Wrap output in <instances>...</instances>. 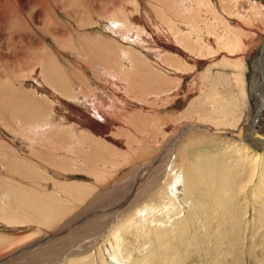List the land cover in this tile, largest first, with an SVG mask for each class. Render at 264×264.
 I'll return each mask as SVG.
<instances>
[{"label": "rangeland", "instance_id": "374dc122", "mask_svg": "<svg viewBox=\"0 0 264 264\" xmlns=\"http://www.w3.org/2000/svg\"><path fill=\"white\" fill-rule=\"evenodd\" d=\"M9 1L14 4L16 2ZM211 3L217 10L211 11V14L214 13L217 19L215 22L212 21L213 28L203 29L208 39L202 44L201 42L196 44L194 40L188 39L191 44L189 47L185 40L181 43L176 42L177 40L172 37V29L164 25L160 17L157 18L154 14L153 9L163 8L160 0H146L147 7L153 12L151 14L153 23L148 13L143 11L142 15L138 14L143 17L145 24H148L147 28L139 27L143 31L142 37L145 43L138 44L132 40L121 39L120 35L114 33L117 30L112 32L107 20L100 26L80 29L79 33H82L80 36H86V31L94 34L92 40H95L93 41L95 46L98 47L97 41H101L99 45L106 46L110 50L112 57L109 59L115 60H111L112 62L108 58L104 60L106 57L102 50L98 53L96 51L90 53L86 49L87 45L83 46L86 44L84 41L86 38L83 40L75 36V44L66 43L68 49L71 48V44L73 45L71 52L65 47L67 50L63 51L59 63L62 65L60 68H66L65 72L68 71L69 75L65 72L64 74L68 76L67 79L69 78L73 99L67 98L66 95L58 93L47 85L43 87L35 83L37 73L42 69L39 61L28 58L16 62L22 66L18 76H24L27 80L23 86L20 77L14 78L18 90H23L28 95L30 93V98L38 99L43 103V107L46 105V110L50 111L46 112L47 118L57 119L62 126L64 121L71 123L82 119L80 110L85 109V98L91 94L98 96L99 102L104 105L107 104L108 98H116L115 95H122L125 99L123 98L121 102L123 106L120 105L124 111L118 108L112 115V118L116 119H113L114 126H109L110 131L107 134L109 137L105 142L107 149L114 154L110 164H103L102 157H106V153L98 151L85 153L86 150H83L85 144L80 141L74 144L75 153H71L76 155L75 158L66 160L67 165L61 166L67 168V171L58 168L60 166L57 164L61 156L53 153V144H51V140L55 138L45 139L44 142L39 135L36 141L29 142L23 139L22 136H25L27 128L32 131L38 127H35L30 120H12L0 110L3 113L0 112V139L9 144L16 153L41 154L50 162L47 164L46 175L50 182L42 183L43 186L48 187L49 193L56 194L61 186L78 187L86 192L81 197L84 200L82 202L64 197L65 191H60L61 196L70 202L65 208L72 212H69L68 216H60L59 219L64 218V220H60L59 226L57 224L55 229L52 226L45 228L37 221L27 220L23 224H5L4 221H0V253L6 254L8 250L12 252L11 255L1 257L0 264H104L106 247L114 245V238L120 239L115 245L121 253L120 264H138L141 261L142 264H152L150 260L145 259L146 256H151L152 249H156V257L160 258L159 245L166 237L172 238V248L175 246L178 251L180 250L178 252L172 249L174 251L171 252L172 254L179 255L172 264H264V149H252L246 142H237L230 135L243 123L244 130L241 135L250 142L255 141L248 135L252 128L251 119L260 107H258L260 100L255 97L254 88L258 81L261 82L257 58L264 44V0H212ZM211 3L208 1L209 5ZM128 5H131L128 7L130 10L134 9L133 4ZM81 15L82 21L86 19L88 23L89 15ZM219 33L224 34L221 42L217 41ZM150 36H153V40ZM50 41L51 39L47 45ZM92 47L94 48L93 45ZM123 52L130 55V60L135 56L140 58L143 56L142 58L152 67L157 64L154 67L158 70V79H148L145 71L140 68L133 70L134 74L131 78L133 84L123 76L118 78L116 72L119 67L113 68L112 64L108 68L107 64L125 65L121 57ZM136 52L138 55H135ZM229 54L231 56H228ZM169 59L180 63L171 65ZM149 63H146L148 68H150ZM28 64L31 67H28ZM131 65L132 67L129 66L128 69L125 66L124 70L131 72L135 67L134 60ZM241 65L245 67L241 69ZM4 66L5 64L0 61V73H2L0 80L3 82L7 80L8 83L15 74L13 68L7 66L8 70L5 71L6 66ZM238 69L244 72L246 70L245 107L236 88L239 83ZM112 75L117 78L111 80ZM116 79L119 83L122 82L128 93L115 88ZM153 81L163 87L164 93L159 91L161 88L157 89L159 86ZM261 89L260 93L264 95V88L263 91ZM151 90H155L156 93H152ZM168 92L172 93L166 94ZM126 95L130 97L127 98ZM216 96L218 98H215ZM221 98L224 99V103L221 102L223 107H217L215 103L217 110L214 114L226 112L224 117L213 115L214 117L210 116L209 120H206L192 110L193 105L200 102L205 110L211 111L213 101ZM19 101L14 103H21ZM125 111L132 113L134 111V113L130 119L127 117L123 130L117 132L119 125L116 121L124 122V116L128 115ZM259 116L255 131L259 127L264 133V110ZM2 119L6 121L5 124L11 122L10 130L3 126ZM38 120L43 122V119ZM8 132H11L12 136ZM44 145H48L47 148L50 149L48 153L39 150L42 146L45 147ZM99 148L104 150V147ZM195 164L201 169L195 173L203 175L196 177L195 187L192 186V189H195L189 194L186 176H193V173L187 168L194 169ZM171 167L176 169L173 173ZM151 168L157 169L152 170L154 177L147 181L149 175L144 177L142 173L145 174L146 170ZM176 178H179L177 191L175 190V195H171L169 189L176 184ZM136 181L137 183L134 184ZM139 188L142 189L141 193ZM96 195L102 198L97 200ZM104 196L110 197L111 201L116 199L110 204L109 209H105V212L100 209L107 215L114 210L116 211L112 214L118 211L124 212L130 205L133 208L126 213L127 215L123 214L118 220L116 218L108 222L112 228L107 230L108 233L98 242L97 237L86 240L82 238L77 247L67 246V249L71 248L68 251H65V247L61 244L44 248L83 226L95 214H99L98 210L88 213L76 224L74 222L64 230L61 229L64 226L61 224L69 220H78L84 213L97 208ZM150 208L154 210L151 211ZM139 209L147 210L145 221L139 225L131 223L135 218L137 219V216L133 217V215ZM115 221L117 223L114 225ZM165 232L171 233L167 235ZM55 233L60 236L53 238L57 236L53 235ZM186 242L189 244L186 245ZM18 246L20 248H17ZM161 247L163 251L167 248ZM26 252L32 253L31 256H34L32 260H29V257L23 258L27 255ZM125 252L128 256H125ZM203 253L207 256L202 257ZM154 262L159 264L157 259Z\"/></svg>", "mask_w": 264, "mask_h": 264}, {"label": "bare ground", "instance_id": "6f19581e", "mask_svg": "<svg viewBox=\"0 0 264 264\" xmlns=\"http://www.w3.org/2000/svg\"><path fill=\"white\" fill-rule=\"evenodd\" d=\"M15 1L16 2L14 4V2L11 3L9 0H0V61L5 64L6 66V68H4L5 71L8 70L7 66H9L13 68L14 74H15L14 77L11 76L8 83H7V80L5 82H3V80H0V110L6 113V115H9L12 120L14 119H22V120L26 119L27 121L30 120L31 123L35 127H38L37 129H33L32 131H30L29 128L26 127L27 132H25V136H22L23 139L25 138V140H29V142H32V141H36L39 135V137H41L44 142L45 139L50 140V139L55 138L54 140H51V144H53L52 145L53 153L61 156V159L59 158L60 159L59 163L61 164L59 163L57 164L60 167L58 166L57 167L65 171H67L68 169L65 167H61V166L67 165L66 163H68L67 162L68 159L75 158L76 155H72L71 153H75L73 150L75 146L74 144H78L80 141H83L85 144L83 145L84 146L83 150H86L85 153L86 152L87 153H97V151L99 153L100 152L106 153L105 155L107 156L102 157L103 164H110V160L112 159L111 157L114 156V154H112L110 149H107V147L105 146V142L107 138L109 137V136L107 137L108 131H110L109 126H112L113 119H116L115 117L112 118L113 117L112 115L114 112H116V109L118 108L119 110L120 109L123 110L120 105L123 106V103L121 102L123 98L125 99V97H123L122 95H117V96L115 95L116 98H111V97L108 98L107 104L104 105L99 102L98 96H95L94 94H91L89 92L91 95L85 98V101H86L84 102L85 109L82 107L83 109L80 110V113H79L82 115V119L79 121L77 120L71 121V123H65L64 121V125L62 126V123L61 122L58 123L57 119L47 118L46 112H50V111L49 109L46 110L47 108L46 105L45 107H43L42 106L43 103H40L38 99L32 100L30 98V93L28 95V94H25L26 93L25 91L18 90V88L16 87L14 83V78L16 76L20 77L18 76V73L20 72V69L22 66L16 64V62L24 61V60H27L28 58L34 61H39L42 69L41 71L37 73L36 82L34 80L33 81L43 87L47 85L50 88H53L55 91L57 90L58 93H61L64 96L66 95L67 98L73 99V96L71 95L72 90H71L69 78L67 79L66 77L68 76L64 74L66 68L63 69L61 67L62 68L61 69L60 66L62 65H60L59 63V61L62 60L61 56L63 54V51L68 49L67 48L68 45L66 43L69 42L68 44L70 43L75 44L76 43V41L74 40L75 36L81 39L86 38V40L83 39L86 43V44L83 43L84 44L83 46L87 45L86 49H88L90 53L91 52L94 53L95 51L96 53H98L99 51L102 50L105 55L104 57H106L104 58V60H106L107 58L110 61L112 60V59H109L112 57V55L110 54V50L108 49V47L106 46L101 47L99 45L101 41H97L98 47H96L95 44L93 43V41L95 40H92L94 34H91L90 31H86L87 33L83 32V33H86L85 34L86 36H80L82 34V33H79L81 32L80 29L84 27L93 28L96 26H100L103 21L107 20V23L110 24L109 26H111L112 32H114L113 30H117L116 32H114L115 35L117 36L120 35V38L123 40H126V41L132 40L134 43L142 44V43H145V39L144 37H142L143 31L139 27L147 28L148 24H145L143 17L139 16L138 14L142 15L143 11L148 13L150 17L149 19L153 23V17H151V14L154 12V14L157 15V18L160 17V20L164 25L172 29V37H174L175 41L177 40L176 42L181 43L182 41L185 40L187 41L186 44H188V47H189L191 44L188 41V39L194 40L196 44L200 42L202 44L203 41H206V39L208 38L204 35L203 32L205 30L203 29L208 28V27L213 28L212 21L214 20L215 22V20L217 19L214 13L211 14V11H217L214 4L211 3L212 0H160L163 8L160 10L153 9V12L150 8L147 7L146 0H15ZM208 1H210L211 3L210 5L208 4ZM128 4H133L134 9L130 10L128 7H131V5L129 6ZM218 12L220 13L219 10ZM81 14L89 15L88 23L86 19L85 21H82L83 18ZM93 17L95 20H93ZM68 27H70L71 29L69 30ZM222 36H224V34L219 33V36H217L218 37L217 41L219 42L223 41L224 37ZM102 37L101 39H103ZM49 39H51V41H50V44L47 45V43L49 42ZM150 39L153 40V36H150ZM72 44H71V48H69L68 50L72 49V46H73ZM92 45L94 46V48L92 47ZM65 47L67 49H65ZM240 50L244 51L243 48H240ZM127 52H123L121 56L122 60H124V62L126 63L125 65L117 64V63L107 64L108 68H110V65L112 64H113L112 65L113 68L119 67V69H117V72H116L118 74V78L123 76L127 81L129 79L130 83L133 84V79H131L132 75L134 74L133 70H138V68H140L141 70L145 71V73L148 76V79L149 78L150 79L154 78L155 80L158 79V75H159L158 70H156L157 68L155 69L154 67L157 64L153 65L152 67L146 59L142 58L143 56L141 58L139 56H138L139 58L137 56L133 57L134 64H135L134 69H132L131 72L129 70L125 71L124 69L126 67L127 69L129 66L130 68L132 67L131 64L133 61V60H130V57H129L130 55L127 54ZM137 53L138 52H136L135 55H138ZM139 55H141V53ZM263 55H264V44L261 46V50L259 54V59L261 60V63H262V70L261 72H259L261 82L259 83L258 81L257 85H260V89H261V85L264 84L263 83L264 81ZM228 56H231V55L229 54ZM169 60H170L171 65L180 63V62L178 63L174 61L173 59L172 60L169 59ZM146 63H149L150 68H152L151 70L150 68H148ZM27 66L31 67L29 64ZM32 67H33V64H32ZM240 67L242 69L245 66L241 65ZM32 72L34 73V70H32ZM67 72L65 73L67 74ZM237 74H238L239 83L237 84L236 88L242 97V101H241L242 105L243 107H245L247 89H246V84H245L246 79L244 80V75L246 74V70L245 72L243 70H239V73ZM114 78H117V77L113 75L112 77H110L111 80H113ZM20 79L22 81V85L24 86L26 83L25 81H27L26 77L22 76L20 77ZM153 82L157 84L156 86H159L158 82H155V81ZM115 85H116L115 88L118 91L123 90L126 92L125 90L126 88H124L125 86L124 85L122 86V82L119 83L118 79H116ZM159 88H161V90L159 91L163 92V87L161 85L157 87V89ZM263 88H264V85L262 89ZM151 92L153 93L155 92V90H151ZM169 93H172V92H168L166 94H169ZM75 96L76 94L74 95V97ZM126 97L129 98L130 96L126 95ZM215 98H218V96H216ZM17 100L18 101L20 100L19 102L21 103L15 104ZM221 102L224 103V99L221 98L219 100L213 101V105H212L213 108H211V111L205 110L204 105H201L200 102L195 103L193 105L192 110L196 112L198 116H202L206 120L207 119L209 120L210 116L212 117L213 115L214 116L219 115L220 117L221 116L224 117L226 112H220L219 114H214V112L217 110L216 106L223 107ZM61 103L64 104L63 102ZM215 103H216V106H215ZM261 103L262 102L260 101L258 107L261 106ZM263 110L264 108L261 109L259 107L255 111L256 115H253L251 119L252 128H250L249 133L250 132L251 133L248 136H250L252 140H255L254 142H250L247 139H244V137L241 135L242 130H244L243 123L240 124L241 126L239 125L240 127H238V129L231 132L230 135L232 136V138H235L237 142H242V141L246 142L247 145H250V147H252V149L261 148L263 150L264 149V133L262 129H260L259 127L257 128V131H255L257 124H258V119L260 117L259 115L261 112H263ZM125 112L128 113V115L124 116V122L116 121L117 122L116 124L119 125L118 129L116 130L117 132L119 131L121 132L123 130L124 125L126 124V121H127L126 120L127 117L128 119H130L132 117L131 115H133L134 113V111L133 113L131 111H125ZM38 119H41V120L43 119V122L42 121L40 122ZM2 120L1 122L4 123L3 126L10 130V127H11L10 125H12L11 122L8 124H5L6 121L5 120L2 121ZM254 122H256V126L253 125ZM253 133L255 134L251 136ZM11 136H12V133H11ZM9 140H10V137H9ZM256 141H260V142H256ZM48 143L50 144L49 141ZM48 145H44L45 147L42 146L41 148H39V150L43 151V153H48V151L50 150V149L48 150L47 148ZM99 147H104V150L103 148H101L100 150ZM93 149H94V152H92ZM63 150L64 152H62ZM49 163L50 162H48L46 158L42 156L41 154L34 155L30 152L25 153V154L16 153V151H14L13 148L10 147L9 144H6L0 139V201H1L0 221L1 222L4 221L5 224H17V223L23 224V223H26L27 220L37 221L41 226L42 225L45 226V228L47 227L51 228V226L54 228L57 226V224L59 226L58 222L60 220H64V218L59 219L60 216L62 215L68 216L69 212H72L71 210L69 211L67 208H65V205L68 206L67 203L69 202V200L64 199L63 196H61L62 190L65 191L63 193L65 195L64 197L67 196L71 199H74L75 201L84 202V200L81 197L82 195H84L85 190H83L82 188H78V187L72 188L71 186H67V187L61 186L60 188H58V190H60L61 192L59 191L56 194L49 193L47 189L48 187L46 188L45 186L42 185L43 182H48L50 180L49 178H46L47 177L46 176L47 167H48L47 164ZM197 165L195 164L194 169L187 168L188 171H191V173H193V176H189V175L186 176L187 185H189L188 189L190 191L189 194L193 193L195 189V188L192 189V186L195 187L194 184L197 181L196 177L202 174V173H199V174L195 173V172L201 171V169H199ZM138 168H141V167H138ZM171 168H172V173H173L176 169L174 167H171ZM153 169H157V168L147 169L146 170L147 172H145V174L142 173L144 172V170L141 172L144 175V177L149 175L147 181L152 180V176H153L152 170ZM42 172L44 173L42 174ZM194 174L196 176H194ZM178 180L179 178H176V184L172 185L173 189L172 187L171 189H169V191L171 190V195H175L177 191V181ZM98 182L100 181L98 180ZM136 183L137 181L134 182V184ZM154 183L155 181L153 182V184ZM141 190L142 189H140L139 193H141ZM97 196L98 195H96L97 200L99 198H102L101 196L99 197ZM104 197H103L104 199H102V202L99 205L96 206L94 203V205L97 208H93L87 213H84V215L78 220H75V221L69 220L65 224H61V225H64L61 229L64 230L65 228H67V226H69L70 224H73L74 222H75L74 224H76V222H78L79 220L81 221L85 217V215L88 213L96 212L98 210L101 214L100 213L95 214L88 222L83 224V226L81 225V227L74 229L67 236L62 237V239L58 240L57 241L58 243L52 242L44 248L47 249L50 246L53 247L56 244H61L65 247L64 250L68 251L71 248L67 249V246H70V247L73 246L72 248L77 247L76 245L81 243L82 238L86 240L89 238L92 239L93 237H97L96 241L98 242L99 239L105 236V234L108 233L109 229L112 228L111 227L112 225H110L108 222L116 218L118 220V218L121 215L123 214L125 215L133 208V206L130 205L124 212L118 211L112 214L114 211H116L114 210L113 212L108 213L109 215H107L103 213V211H101L100 209H103L105 212L107 209H109L110 204H113L116 199L111 201L110 197L109 198H107V196H104ZM147 208L148 207H146V209ZM146 209L137 210L135 214L133 215V217H135L136 215L137 219L135 218L133 220L134 222H131V223H137L139 225V223H142L143 221H145L144 218L146 215L145 212L147 211ZM150 209L151 211L154 210L153 208H150ZM116 223L117 221H115L114 225ZM59 233L60 232H58V234ZM169 233L168 234L166 233V234L169 235ZM58 234L57 233L53 234V235H57V236H54L53 238L59 237L60 235ZM161 239H163V237H161ZM119 240L120 239L114 238L113 240L114 245L109 248L107 245L106 251H105L106 255L104 259V264H120L122 262V258L119 256L121 255V253L118 247L115 246L119 242ZM172 243H173L172 238L170 239L169 237H166V239H164V241L159 245L160 258L156 257L157 256L156 249H152V255L146 256L145 259L150 260L152 264H157L154 262L155 259H157V262H159V264L161 263L162 264H172V262L176 260V256H179V255L175 256L174 254L171 253V252H174L172 251V249L177 250L175 246L172 248V245H173ZM122 244H124V242H122ZM188 244L189 242H186V245ZM161 246H166L167 248L164 249L163 251V248ZM160 247L162 248V250L160 249ZM17 248H20V246H18ZM9 251L11 250H8V253L2 254V255L0 253V258L5 257L7 255H11L12 252H9ZM169 251L171 254L169 253ZM31 254L32 253L27 254L23 258L29 257V260H32L34 256L33 255L31 256ZM124 254L125 256H128L126 252ZM205 255L206 254L203 253L202 257L203 256L205 257ZM145 259L144 261H146ZM139 263L142 264L143 262L141 261Z\"/></svg>", "mask_w": 264, "mask_h": 264}, {"label": "water", "instance_id": "95a60500", "mask_svg": "<svg viewBox=\"0 0 264 264\" xmlns=\"http://www.w3.org/2000/svg\"><path fill=\"white\" fill-rule=\"evenodd\" d=\"M257 63H258V70L261 72L262 70V63H261V60L259 59V57L257 58ZM260 85H257L255 88H254V95L257 99H259L262 103H261V106L260 108H264V95H262L263 93H260ZM254 126H256V122H254L253 124ZM254 133L251 135L253 136Z\"/></svg>", "mask_w": 264, "mask_h": 264}]
</instances>
